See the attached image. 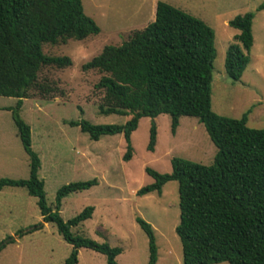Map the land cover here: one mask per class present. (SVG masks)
<instances>
[{
    "label": "trees",
    "instance_id": "obj_1",
    "mask_svg": "<svg viewBox=\"0 0 264 264\" xmlns=\"http://www.w3.org/2000/svg\"><path fill=\"white\" fill-rule=\"evenodd\" d=\"M263 7L260 4L257 10ZM252 18L253 14L246 12L227 22L237 31L223 59L224 73L232 82L240 79L248 62ZM98 31L96 24L84 15L80 0H0V96L16 99L15 105L6 110L29 161L27 179L1 178L0 190L23 188L36 199L41 221L53 224L61 239L71 246L62 264H76L81 248L101 254L106 264H117L115 257L121 249L70 234V227L91 217L92 207L83 208L67 221L58 216L61 200L96 185L95 179L61 186L55 193L54 211L46 206L43 183L37 178L39 160L30 148L29 127L20 118L19 108L28 90L41 95L52 90L37 82L41 68L61 69L70 64L65 56L43 54V44L79 41ZM214 56L210 28L157 2L151 23L132 32L120 46L103 47L82 66L83 71L102 74L93 86L102 92L99 113L129 119L121 125H95L84 120L66 124L78 127L91 141L121 134L125 144L122 161L126 162L131 157L130 135L139 119L167 115L173 134L180 117L194 118L216 149L212 163L203 166L173 157L169 173L145 168L152 182L135 195H160L165 183H177L178 223L174 233L180 244L181 264H264V128L246 126L249 110L239 119L211 111ZM154 143L155 128L151 123L146 150L151 152ZM135 223L147 239V264H154L153 230L138 217ZM100 235L106 236L104 232Z\"/></svg>",
    "mask_w": 264,
    "mask_h": 264
},
{
    "label": "rangeland",
    "instance_id": "obj_2",
    "mask_svg": "<svg viewBox=\"0 0 264 264\" xmlns=\"http://www.w3.org/2000/svg\"><path fill=\"white\" fill-rule=\"evenodd\" d=\"M84 15L98 27L96 35L64 44H43L47 56H65L70 64L57 69L43 67L37 82L52 89L41 95L34 89L21 99L20 118L30 131V148L39 160L37 178L43 183L45 204L54 211L58 188L68 183L95 179L96 185L65 196L58 216L67 221L83 208L92 207L88 220L70 227L72 236L121 249L117 264H147V239L135 223L140 218L153 230L156 246L154 264H181V249L174 228L178 223L177 183L169 181L154 192L137 197L135 192L152 182L144 172H170V159L181 158L208 166L216 153L203 126L194 118L180 117L174 133L170 119L158 115L141 118L130 135L131 157L122 161L125 144L121 134L101 136L91 141L69 121L121 125L129 116L102 115V92L93 89L101 73L83 71L82 66L105 46H120L133 31L154 20L155 5L165 3L203 22L213 33L215 56L212 62L211 111L239 119L249 110L246 126L264 128V0H80ZM250 12L252 45L247 65L237 82L230 81L223 69L226 48L237 31L227 22ZM15 98L0 96V179L25 180L28 158L18 140L6 110ZM155 128L153 150L147 151L148 131ZM29 232V233H27ZM104 232L105 237L100 234ZM0 264H62L71 246L65 243L51 223H43L36 199L23 188L0 190ZM76 264H106L105 257L88 249H78ZM217 264H227L221 262Z\"/></svg>",
    "mask_w": 264,
    "mask_h": 264
},
{
    "label": "water",
    "instance_id": "obj_3",
    "mask_svg": "<svg viewBox=\"0 0 264 264\" xmlns=\"http://www.w3.org/2000/svg\"><path fill=\"white\" fill-rule=\"evenodd\" d=\"M10 241H12V238L6 239L3 243L0 244V246H2L4 243L10 242Z\"/></svg>",
    "mask_w": 264,
    "mask_h": 264
},
{
    "label": "crops",
    "instance_id": "obj_4",
    "mask_svg": "<svg viewBox=\"0 0 264 264\" xmlns=\"http://www.w3.org/2000/svg\"><path fill=\"white\" fill-rule=\"evenodd\" d=\"M134 32V31H133ZM155 119V118H154ZM247 122V121H246Z\"/></svg>",
    "mask_w": 264,
    "mask_h": 264
}]
</instances>
